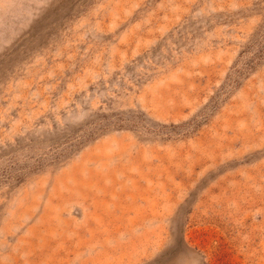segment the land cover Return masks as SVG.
<instances>
[{"label": "rangeland", "instance_id": "obj_1", "mask_svg": "<svg viewBox=\"0 0 264 264\" xmlns=\"http://www.w3.org/2000/svg\"><path fill=\"white\" fill-rule=\"evenodd\" d=\"M0 264H264V0H0Z\"/></svg>", "mask_w": 264, "mask_h": 264}]
</instances>
